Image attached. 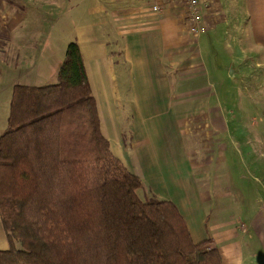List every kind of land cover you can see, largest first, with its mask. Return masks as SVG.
Segmentation results:
<instances>
[{
	"label": "crops",
	"instance_id": "0c3cea01",
	"mask_svg": "<svg viewBox=\"0 0 264 264\" xmlns=\"http://www.w3.org/2000/svg\"><path fill=\"white\" fill-rule=\"evenodd\" d=\"M199 2L208 48L238 45L232 59L243 66L222 73L217 83L207 77L196 45L200 36L192 32L183 0H0V137L13 86L28 78L43 81L64 62V55L48 46L47 29L53 22L57 28L70 25L101 131L114 155L142 179L139 194L172 201L193 241L219 248L224 264H260L264 201L257 211L250 197L257 164L249 165L253 181L239 175L247 183L236 185L234 177L219 178L218 169L213 176L208 158L219 153L224 163L230 151L256 156L258 141L264 157V131L257 130L264 122V96L243 103L249 112L261 110L250 122L236 116V101L227 99L249 76L250 60L257 56L264 92V0ZM235 219L249 225L238 226ZM8 247L0 219V249Z\"/></svg>",
	"mask_w": 264,
	"mask_h": 264
},
{
	"label": "trees",
	"instance_id": "16d2710c",
	"mask_svg": "<svg viewBox=\"0 0 264 264\" xmlns=\"http://www.w3.org/2000/svg\"><path fill=\"white\" fill-rule=\"evenodd\" d=\"M114 155L77 40L58 81L16 84L0 137V264H224ZM16 242L21 248L16 247Z\"/></svg>",
	"mask_w": 264,
	"mask_h": 264
},
{
	"label": "rangeland",
	"instance_id": "374dc122",
	"mask_svg": "<svg viewBox=\"0 0 264 264\" xmlns=\"http://www.w3.org/2000/svg\"><path fill=\"white\" fill-rule=\"evenodd\" d=\"M53 24L54 25H52L50 28L47 29L48 40H49L48 46L51 48L53 47L54 49L58 50L65 57L68 44L75 41L73 39L75 30L73 27H70V25H61L57 28V26L55 27L57 22H53ZM202 31L203 29L201 30L200 38L196 45L198 48V54L201 57L202 62L204 63V66L206 68L207 77L210 80L216 81L217 83L218 81L222 79L223 77L222 73L226 74L227 70L230 73L231 70H237L241 68L243 69L242 63L239 59L234 61L235 64L233 63V59H232L233 58L232 52L233 51H234L233 53L236 52V48L238 45L234 43L232 44L230 43L229 45H224L225 50H222L220 45L215 44L213 45L214 49L210 50L208 48L207 41H206V32H202ZM260 64L262 65V62L258 56L255 59H251L249 76H247L243 80L242 83L239 82L238 87L233 88L231 92L227 95V99H229L230 101H236L235 108H234L235 115L240 116V118L242 119H247L249 122L252 119L258 120L262 114L259 108H256L255 110L252 109V111L250 110L249 112V109H246L243 105V103L248 101L249 99H255L256 101H261V99L264 96V92L262 91V87H261L262 76L259 75V73L261 72V68H262ZM213 74H218V76H214ZM57 81H58V72H56L54 75L50 73L47 78L44 77L43 81L40 79H33V78L29 79L28 78L26 80H23L21 83L24 85L45 86V85L54 84ZM239 81H241V78H239ZM240 102L242 106L240 105ZM247 106L249 107L248 104ZM257 130L258 132L264 131V122L261 125L259 124L257 125ZM104 132H105V129H104ZM228 142L229 140L228 138H226L225 143H228ZM259 143H262V142L258 141V145L256 144V151H255L256 156L249 157L245 154L246 152L241 153V155H239L237 152L230 151L229 153H226L225 159L227 160V162H224V163L220 162L222 160V155H220L219 153H214L213 155H210L208 158L209 162H212L213 164L210 167V170H211V173H213V176L216 175L217 177V169H218L219 178L225 179L228 176L234 177L236 185H238L239 182L247 183L243 179L239 180V177H238L239 175L241 177H246L248 180L253 181V176H252V173L250 172L249 165L251 162H254L255 164H257L258 172L255 173L257 175L256 181L254 182L255 187H254V190L252 191V194L250 195L251 199H255L253 208H255V210L257 211L261 210L260 205L264 201V187L262 184V180L264 179V157L260 155L261 154L260 149L263 146H261ZM214 180L215 179L212 178V183H214ZM242 186L244 188V185ZM140 197L144 201L152 200V199H146L145 197H143L141 192H140ZM255 204L257 206H255ZM231 207H233V205H230V208ZM235 220H236V225L238 226H240L242 222L244 224L246 223L247 225H249L248 221H245V220L239 221L237 219ZM239 229L242 231L240 227ZM256 246H257V242H254V247ZM16 247L20 249L21 244L19 242H16ZM255 250H258V249L255 248ZM248 251L249 249L247 248V245H246L244 254L247 255ZM263 254L264 253L262 252L257 253V260L260 262V264H264Z\"/></svg>",
	"mask_w": 264,
	"mask_h": 264
},
{
	"label": "built area",
	"instance_id": "2783aa9c",
	"mask_svg": "<svg viewBox=\"0 0 264 264\" xmlns=\"http://www.w3.org/2000/svg\"><path fill=\"white\" fill-rule=\"evenodd\" d=\"M184 4L186 5L190 20L192 24V32L196 37L200 36L201 33V14H200V2L199 0H183ZM155 10L159 9V5H155Z\"/></svg>",
	"mask_w": 264,
	"mask_h": 264
}]
</instances>
